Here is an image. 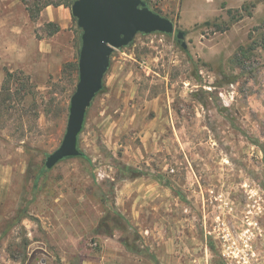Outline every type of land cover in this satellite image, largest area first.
<instances>
[{
  "label": "rangeland",
  "instance_id": "1",
  "mask_svg": "<svg viewBox=\"0 0 264 264\" xmlns=\"http://www.w3.org/2000/svg\"><path fill=\"white\" fill-rule=\"evenodd\" d=\"M47 1L0 0V264H264V0H145L187 47L115 49L89 159L52 168L80 39L52 33L55 4L31 17Z\"/></svg>",
  "mask_w": 264,
  "mask_h": 264
},
{
  "label": "water",
  "instance_id": "2",
  "mask_svg": "<svg viewBox=\"0 0 264 264\" xmlns=\"http://www.w3.org/2000/svg\"><path fill=\"white\" fill-rule=\"evenodd\" d=\"M71 11L83 31L80 76L71 98L65 137L60 147L47 155L48 168L66 157L81 155L79 134L88 108L104 87L114 50L128 45L138 33L173 34L177 31L172 19L155 12L145 0H75ZM177 38L186 48L185 32L178 31Z\"/></svg>",
  "mask_w": 264,
  "mask_h": 264
},
{
  "label": "trees",
  "instance_id": "3",
  "mask_svg": "<svg viewBox=\"0 0 264 264\" xmlns=\"http://www.w3.org/2000/svg\"><path fill=\"white\" fill-rule=\"evenodd\" d=\"M74 1L75 0H60V1H58V2H54V1H47V2H45L44 4H42L39 8H33L34 6H30V7H28V10H29V13H30V15H31V17H33V18H36L37 16H38V14H39V12H40V10L43 8V7H45V6H48V5H50V4H55V5H64V6H66V7H69V8H71L72 7V5H73V3H74ZM147 5L149 6V4L147 3ZM151 9H153L151 6H149ZM155 12H158L157 10H155V9H153ZM158 13H160V12H158ZM161 14V13H160ZM161 15H163V14H161ZM167 17V16H166ZM73 19L77 22V24H78V21H77V18L75 17V16H73ZM49 25L50 26H52V29L53 30H51L52 31V33H54V32H56V31H58L59 30V26H57L55 23H49ZM78 28H79V39H80V46H79V52H80V48H81V42H82V33H83V31H82V28L78 25ZM178 31H180V30H177L176 31V36H177V33H178ZM160 33H162V32H160ZM133 42V41H132ZM132 42H130L129 44H132ZM236 58L238 59V57L236 56ZM67 67H74L75 69H77V74H78V79H79V76H80V73H79V58H78V60L76 61V62H70V63H67V65H66ZM6 75H7V77H12L13 75H17L15 72H13V71H10V70H7V72H6ZM5 86V85H4ZM104 87H105V85H104ZM104 87H103V89H104ZM102 89V90H103ZM101 90V91H102ZM100 91V92H101ZM97 96V95H96ZM89 109V108H88ZM87 113H88V110H87ZM86 118H87V114H86ZM85 124H86V119H85V123H84V126H83V130H84V128H85ZM82 130V131H83ZM81 131V132H82ZM81 134V133H80ZM80 134H79V138H78V145H79V140H80ZM80 156H82V157H84V158H86V159H89V157H88V155L83 151V150H81V155ZM170 185H172V184H170ZM173 186V185H172Z\"/></svg>",
  "mask_w": 264,
  "mask_h": 264
},
{
  "label": "crops",
  "instance_id": "4",
  "mask_svg": "<svg viewBox=\"0 0 264 264\" xmlns=\"http://www.w3.org/2000/svg\"><path fill=\"white\" fill-rule=\"evenodd\" d=\"M43 14L46 15L47 20H50L52 23L59 26V30L55 32L56 35L63 34L70 37V32L72 31L71 29L73 26V15L71 9L64 5L48 6L43 10ZM68 45L69 44L66 46L70 49ZM52 68H50V70H52ZM56 68L57 67H54L53 69L56 70Z\"/></svg>",
  "mask_w": 264,
  "mask_h": 264
}]
</instances>
